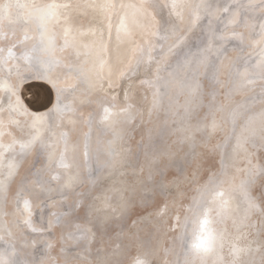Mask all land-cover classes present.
<instances>
[{
  "label": "bare ground",
  "instance_id": "bare-ground-1",
  "mask_svg": "<svg viewBox=\"0 0 264 264\" xmlns=\"http://www.w3.org/2000/svg\"><path fill=\"white\" fill-rule=\"evenodd\" d=\"M231 1H234L235 4L227 9V5ZM238 1L239 0H203V2L212 5L214 11L210 15H202L201 19L193 25V17L190 8L180 7V5L195 4L201 2V0H0V5L4 3H23L32 6H42L49 3H56L68 6L61 9V15L58 21H52L48 25L49 30L46 33V36H54L56 41L55 52L51 55L46 53L41 46L40 32L38 31L36 21L26 20L25 22H21L17 20V12L15 9H12L8 15L0 16V85H3V87H0V180L7 181V179L12 176L9 188L11 184H15V186H12L14 188L13 191H11V194L8 195L10 196L9 199L17 188L23 184L24 179H26L25 182L28 186V190L25 194L24 200H29L32 205L34 202L37 203L43 197L42 195L51 190L56 189L65 191L76 185L79 176H77V180L75 177L76 174H78L77 172H79L81 180L84 182V186L81 187V190H84L83 195H89L88 199H86L85 205L86 215H90L91 210H93L95 206V202L92 200L94 195L92 196V194L100 191L103 192L102 182L108 176L112 179V184H110V186H113V192L105 191L102 193L103 200L107 207L101 212L94 214L96 217L93 216L94 218H100L101 220V217L108 216L112 214L113 211H117V209L119 212V210L125 208L129 201L125 192L126 189L132 187V191H135L137 189L136 186L140 187L141 185L139 180L140 168L146 167L147 169H150L152 167L151 170H160L162 174V171L166 166L162 165L160 157H164L166 160L165 162L166 164L168 163V165L174 164L175 166V164L179 162L183 165L185 162L183 160H186L184 154L189 157L190 148H192L190 145L193 146V144L196 143V157L191 168L193 173H188V167H186V169L182 170V173L179 176L167 174H165V176L164 173L162 176L160 174L161 177L159 180L165 186L168 193V198L164 200V205L160 209L153 208L147 210L142 215L130 221L133 230H127L124 234V245L127 247H125L124 252L123 250L122 252L125 253V256L127 255V258L121 264H132V261L138 256L147 259L150 264H174V253L171 250V245L169 244L167 251L166 249L164 250L163 245L166 238L170 240V243L178 242L179 238H181V228L176 220L171 222V226H175V229H173L172 232L167 233L166 231L169 229L166 230L163 227L164 225L166 226V224L167 226H170L168 222L170 217L176 219V217L179 216L180 222H183L184 214L182 215V213H178L177 211V207L180 205L182 198L187 194L188 190L189 192L191 191V193L195 192L194 190L199 185V180L205 169L207 173H215V170L219 169V166H222L220 180L229 182L222 186H214V192L221 190L224 191L225 198L229 201L228 217L223 219L219 225L225 235V243L221 250V256L224 260H231L233 258L231 249L233 245H236L242 249L239 255L241 264H264V216L258 212H254L250 214L246 220L241 222L246 204L243 201L242 194L237 190V186L243 179L242 177L246 171L248 172V170L254 166H264V160L262 158V156H264V149H258L260 148L258 144H256L254 148L251 145H246L248 153L250 154L248 158L252 160V165L248 164L247 159L245 158V153H237L234 151L236 144L234 137L229 138L230 140L228 139V143L224 146L225 148L222 155H220L222 159L221 164L217 149V144H220L223 140L221 138L225 137L226 131L230 127V109L228 110L226 106L228 104L224 105V101L226 97H228V84L226 82L228 81L229 69L235 66L234 62L237 58L238 52L237 47L230 44L231 41L240 42L241 40H244L248 43H246L248 45V50H246V53H248L246 57H248V61L251 62L249 66L251 68H247V66L245 68L243 67V69L240 68L239 70L240 73L246 72L247 75H238L236 77V83L242 85V87L237 88L231 93L232 95L240 91V94L234 99L232 98V104L230 103V105H232L231 108H233L232 111L236 110L238 113L241 112L244 106H248V103L249 101L251 102V100L247 99L248 97H246V94H249V91L253 90V87H257V85L258 87L261 85L260 87L263 88L264 83V69L260 66L261 61L264 60V54H262V51H264V33H262L260 29V25L264 24V9L259 6L260 0H245L246 4L254 7L257 6V8L255 9L254 7H251L248 9L249 11L247 10L244 18L245 22L243 20L244 23L235 27L234 23L240 17V9L236 8ZM156 2L160 4V9ZM174 2L177 4L175 9L172 8ZM103 4H108L110 6L116 4L118 7L121 5L125 7L126 15L125 13H121V16L127 20L130 27L135 29L131 37V40L135 41V43H129L124 39H118L115 30H113L111 34L109 33L111 7H109L107 11H104L100 7ZM133 5H145L149 15H147V17L141 16L136 8L130 7ZM225 10L227 12L222 16V13ZM257 10H259V12ZM177 12L182 14V20L177 17ZM258 14L261 16L258 17ZM21 15L26 16L27 10H25L24 13H21ZM167 16H170L169 21L166 20ZM188 16L189 23L185 32L183 31L184 34L181 36L183 37V40L180 46L176 47L170 54H167L168 49L177 43L176 39L180 32L178 31V28L183 29ZM225 16H227L226 18L229 21V25L226 27L223 34L221 32L219 33V36L223 35L227 38L225 54L227 53L228 55L227 57L224 55L220 59L215 60L217 61L216 66L219 68V83L209 77V75H213V73H209L206 81L201 83V80L199 82L200 77H197V68L194 66L196 70H193L192 67L195 63L192 62L196 57H199L203 47L206 48L211 44L214 37L213 33L215 31V26L218 20L220 19V21H222ZM172 19L176 22L175 25L172 23ZM210 20L211 24H209ZM252 24H254V28L250 32L249 27ZM204 25H207L208 31L210 30L208 35L203 36L204 38L201 37L202 40L198 38L195 43L192 44L191 48L186 49L187 46H190L191 40L194 39V37H198V32H200L199 29ZM66 32L67 36H65ZM101 32L103 33V49L100 48ZM253 32L256 34L253 35ZM153 33L158 35H153ZM160 34H165L164 36L168 37V44L162 49V51H160V54L157 57H154L153 51L152 59L149 60V49L153 45H155L156 49V46L160 44L158 40ZM233 34L236 35L234 36ZM25 37H27V39H25ZM65 39L69 42L68 47H64ZM228 47L232 48L228 49ZM175 52H177V55H173ZM26 56L32 57V59H26ZM161 56H165V59L160 60ZM173 58H175V60H172ZM49 59L59 60V63L51 66L50 71H48V65L46 63ZM100 60H103L105 64L109 66L119 65L122 69H127V71L123 75L119 72L116 73L115 82L109 87L107 80L108 68L105 67L104 69H101ZM158 60L160 61L159 64H157ZM178 60H182L183 62H178ZM245 62L246 61H244V63ZM178 63L184 64L180 67ZM157 67L160 69L159 75H156ZM69 68L72 70L70 71ZM79 70H83L87 74V80L79 75ZM137 70H139L138 74ZM27 71L31 72L30 77H28L30 83H45L52 88L54 96L46 108L36 110L25 101L22 95V90L25 88V83L27 82ZM46 71L48 72V75L57 80L60 86L64 89L60 95L61 106L63 107L64 105H67L68 107L62 113L54 110L57 104L56 89H54L46 80L35 78L38 73ZM101 71H103L104 74L103 89L97 86L96 81V74ZM179 72H183V76L186 78L178 77L176 79L179 86H182V82L184 81L183 84L186 82L188 86L185 85L189 88L193 83V77H195V80L199 84L201 83L200 99L205 103V111L207 112V116H205L206 114L203 115L200 111L197 118L190 122L185 119L184 112L178 113L179 116L183 115L184 117L181 118L183 119V129L195 126L198 123L202 126L205 124L211 125L212 121L215 120L217 127L214 132L208 128L197 132L195 138L192 140L185 139L187 133L184 130H177L175 125L169 122V107L167 104L170 102L176 103L175 98L170 94H166L165 101L161 104L160 109L157 110L158 118L155 123L152 124V127H150L147 122V113L140 106L141 104L129 97L130 90H139V92L140 89L144 90L149 99V106L147 109H151L156 82H160L159 84L163 88H170L169 86H171V84L168 80L176 78L177 75L179 76L180 74H177ZM202 72L203 70L201 69L199 73L201 74ZM155 75L158 76V78H156ZM146 81L150 83H146ZM249 81H251V83H249ZM16 85H19V87L16 88ZM73 88L75 89L74 91ZM215 90L218 94L219 92L223 93V95L226 96L225 99L222 100L221 97H218L219 95L215 93ZM207 92L210 93L209 97H206ZM17 94L20 96L29 112L49 114L44 117V123L39 126L40 131L37 143L40 150L37 153H28L26 149H24L25 154L23 153L24 158L29 157L32 160L33 158L41 159L40 164L36 167L32 163L22 166L24 162L22 163L19 162V160H16L17 155H19V152L17 151H23L20 145L26 143L29 136H31V138L37 136V131L33 128L32 119L29 116L22 114L9 115V106L15 105ZM214 96L216 97L215 100H213ZM184 97L185 99L182 102L183 107L190 99L189 95ZM162 98H164V95ZM105 100L107 103H104ZM221 105H223L222 109ZM249 107L251 109L246 113L245 117L253 118L251 128L255 130L257 136H259V113L264 111V103L260 102L255 105L253 103V105H250ZM104 108H109L112 110V113H114L110 123L105 122L102 119ZM215 108L219 110L222 120L217 118L213 113V111L216 110ZM179 116L178 118H180ZM245 117L237 118L240 121L237 126V133L240 132L241 128L248 121L247 119L246 122H244ZM96 120L99 122L97 125L95 124ZM165 121H168L169 124L163 132L159 133L157 128ZM49 123L52 125L54 124L53 132L48 131ZM103 128L106 132L101 133ZM92 130H97V134L94 135ZM86 133L89 134L88 153L91 146H96L97 148H95L98 151L97 153L100 154V158L103 157L108 162L106 169L101 172L98 180L99 183H97L95 188L91 191L90 189L94 184L88 181L89 179L86 174V161L88 160V158L86 159L85 157ZM101 138L102 140L97 145V142ZM93 139L95 140L92 141ZM227 141H225V143ZM110 145L115 149L114 155L109 153L108 149ZM5 151L11 152L5 153ZM13 154H15L16 157ZM61 156H63V159L65 158V161L67 162H65V164H67L68 167L65 168L60 166ZM207 157H210V161L206 164ZM156 159L158 160L155 161ZM53 161L56 162L54 172L56 171L59 174L58 179H53L55 176L54 174H51L53 179L52 189L47 185L38 189L35 182L41 181L42 177L46 174L47 176H50L46 168H48L49 164ZM73 163L74 166H72ZM256 168L255 171L257 170ZM34 169L35 171H33ZM9 173H11V175H9ZM207 175L205 177H207ZM263 177L264 174L262 173L254 176V180L249 188L252 192L251 195L256 198V202H258L261 207H264V180L261 181ZM244 178L247 177L244 175ZM148 179H146L148 182L144 181L146 186L155 185L157 182V179L155 178L152 180H150L151 178ZM41 184L43 185V182ZM67 184L70 186L66 187ZM259 184H261V186H259L261 187V191L259 190L260 193L255 191L256 186V189H260L258 187ZM113 193L115 197H117V200H115L116 202L110 199L112 198ZM69 194L65 195L67 198L66 202H69L72 198ZM187 196L184 204H186V202L188 204V200L191 198L190 193ZM205 199L210 203L212 196L208 194ZM130 200L131 203L134 202L131 198ZM49 207L51 213L50 216H48V225L52 228L55 224L52 212L60 209V205L57 201H53ZM0 209H2V206ZM8 214L9 212H7V215ZM11 215L12 212L9 214V218L11 217L10 221H12ZM76 218L81 220L84 217L82 214V216L80 215ZM94 218L87 220L90 226L94 225ZM0 220H2L1 216ZM252 225L253 231L247 233L244 229L246 227L249 228V226ZM102 226L101 228H103ZM6 228H8V226H6ZM29 228H33L32 224ZM9 229L10 228H8V230ZM3 232L0 229V250H3L7 246H4L3 244L4 242L7 244L6 241L2 240L4 236L2 234ZM16 232V229H14L13 233ZM9 233L12 235V231ZM144 233L145 237H148L147 239L145 238V240L149 241L145 246L142 244V239L140 237L138 238L139 235H144ZM20 234L21 233H19V235ZM17 237L18 236H16V238ZM131 238L136 241L132 243V240L130 241ZM154 238L155 240L151 242ZM71 240L72 239L68 238V233H62L63 244L59 245V247L56 246V248H53L54 241H46L45 253L43 257L38 260V264H56L59 253L63 259H61L60 264H66V262H64L66 261V258L73 257L67 255L65 251L60 250L64 249L65 245L69 244ZM116 240L117 244H115V249L118 245L117 237ZM17 244H20L19 253H21V256L27 255V257L31 258V249L33 247H31V243L24 236L20 239V243ZM49 245H51V247H49ZM133 245L135 246V249L133 248L134 250L129 252L128 249H131ZM143 246L147 247L144 248ZM13 247L16 248L15 246ZM106 250V248L99 249L98 251L94 249L93 255L91 256L93 261L105 260L108 264H111V259L107 255ZM110 252L113 253V251ZM177 254L179 255V253ZM184 258L185 256L183 254L180 264H182ZM32 264L36 263L32 262ZM67 264L72 263L68 262ZM209 264H211V260Z\"/></svg>",
  "mask_w": 264,
  "mask_h": 264
},
{
  "label": "rangeland",
  "instance_id": "rangeland-1",
  "mask_svg": "<svg viewBox=\"0 0 264 264\" xmlns=\"http://www.w3.org/2000/svg\"><path fill=\"white\" fill-rule=\"evenodd\" d=\"M234 4H235V2L234 1H231L227 5V9H229L230 7H232ZM238 4L249 5V4H246L245 3V0H242V1L239 0L238 1ZM158 7L160 9V4H158ZM252 7H254V6H252ZM250 8H240V17L237 19L238 21L236 20L237 23L236 22L234 23V26L235 27L238 26V25H241V23H244L245 22V19L244 18L246 16L247 10L250 9ZM254 8L256 9L257 6H255ZM161 10H162V8H161ZM257 11L259 12V10H257ZM226 12L227 11L225 10L222 13V16H224L226 14ZM252 16H253V14H252ZM257 16L260 17L261 15L258 14ZM226 17L227 16H225L222 19V21H220V19L218 20V22H217V24L215 26V29L213 28L215 30L214 33H213L214 36H219V33L220 32L223 34L224 30H226V27L229 25V21H228V19ZM169 18H170V16L169 17L167 16V19L166 18H164V19H166V20L169 21ZM243 20H244V22H243ZM168 21H167V23H168ZM172 23L174 25L176 24V22H174L173 19H172ZM188 23H189V16L187 18L186 24L185 25L183 24L184 25L183 29L182 28L181 29L178 28V31H180V32L178 33V36H177V39L176 40H178L184 34L183 31L185 32V30H186V28L188 26ZM253 26H254V24H252L249 27V31L250 32L253 30V28H254ZM164 29H166V28H164ZM203 29L204 30L206 29V30L204 31ZM199 31L200 32H198V34H199L198 37H194V39H192L191 42H190L191 43L190 46H187L186 49L191 48L192 47V44H194L195 41L198 38L200 40H202L201 37L207 36L210 30L208 31L207 30V25H204V26H202L199 29ZM164 35L165 34H160L158 37H164ZM158 40H159V42H160L161 45L158 44L156 46V49L153 52L154 53V57H157L160 54V51H162V49L168 44L167 43V39L166 40H161V39L158 38ZM246 43L247 42H245L244 40H241L240 42L239 41H231L230 42V44L233 45L234 47H237V50H238V52H237V58L235 60L236 63L234 62L235 68L237 67L236 69H238V66H239V69L238 70H240V68L243 69V67L245 68L247 66H248L247 68H251V67H249L250 64H251V62L248 61V59H247L248 57H246L247 56V53H248V52L246 53V50H248V45H247L248 43L247 44ZM224 47H225V45H224ZM204 48L205 47H203V49ZM229 48H232V47H228V49ZM239 50H241V51H239ZM177 52H175V54H173V55H177ZM214 55H215V53H214ZM227 55L228 54L226 53L225 54V57H227ZM196 59H197V57H196ZM172 60H175V58H173ZM244 61H246V62L244 63ZM178 62H183V61L182 60H178ZM214 63L217 64V61H214ZM178 64L181 67L184 63H178ZM236 65H238V66H236ZM194 66L196 67V65H193L192 66L193 67V70H196ZM27 72H26V81L27 82L25 83V88L22 90V95H23L25 101L32 108H34L36 110L46 108L50 104V102L52 101L53 96H54L52 88L49 85L45 84V83H40V82H38V83H30L29 82L30 79L28 77H30V73L31 72L30 71H27ZM138 73H139V70H137V74ZM177 74H180V75L179 76L177 75V77L174 78V79H171V80L169 79L168 80V82L171 84V86H169L170 88H168V87H164L163 88L162 86H160V84H159L160 82H158V83L156 82L155 89H157V88L160 89V94H161L160 95V101H161V104L163 103V101H165L164 99L166 98V94H170L171 96H173V98H175L176 103H171L170 102V103L167 104L168 107H169L168 108L169 117H170V121L169 122L170 123H173L175 125V128L177 130H183V125H182V120L183 119H181V118H184V117H183V115H180L179 116L177 113L184 112V107L182 106L183 105L182 102L185 99L184 96H186V97L188 96V91H187L188 90L187 89L188 88L187 87L188 85H187L186 82H185V84L187 86L185 84H183L184 83V81H183L182 82V86L181 85L179 86L178 85V82H176V79L178 77H180V78L181 77H184L183 76L184 73L183 72H179ZM156 75H155V77L158 78V76H156ZM198 75H197V77L198 78L200 77L199 78V82L201 80V83L202 82L204 83L206 81V78L207 77H205V75L203 74V72L201 74L198 73ZM211 76L212 75H209L210 78H211ZM170 81H172V82H170ZM226 83L228 84V81ZM260 86L261 85H259V87H258V85H257V87H253V90H250L249 91V94L248 93L246 94V97H248L247 99L251 100V102L249 101L248 106L246 105V106H244L242 108L243 111H246L247 108H248V110L246 112H243L242 110H241V112H238L237 116L238 115L239 116L236 117V119H235L236 132L238 130L237 129L238 128L237 126L239 125V122H240L237 118L245 117L246 113L251 109L249 107L250 105L252 106L253 103H254V105L255 104H259L262 100H264V83H263V88H261ZM239 92L240 91L236 92L237 94L236 93L235 94H232L231 97L228 98L225 95H223V93H221V92H219V94H218L217 91L215 90V93H217L219 95L218 97H221L222 100H224L225 97H226L227 100L225 99L224 105L228 104L226 106H227L228 110L230 109L229 110L230 111V114L232 113L231 111L233 109V108H231L232 105H230V103L232 101V98L234 99L238 94H240ZM183 94H184V96H183ZM163 95H164V98H162ZM209 96H210V93L207 92L206 93V97H209ZM222 96H224V97H222ZM129 97L132 98V99H134L135 101H138L141 104L140 106L147 113V116H148V121L147 122H148L149 126L152 127V124L155 123V121L158 118V112L156 110V111H154L151 114V116L149 115L150 109H147V107L149 106L148 105L149 99L146 96L145 91L144 90H141V89H140V92H139V90H137V91L136 90H130V96ZM198 110H199L198 111V114H200V111H201V114H203V115L206 114L205 116H207V112L205 111V103H203L202 107L199 108ZM213 113L216 115L217 118H219V119L222 120L221 114H219L220 112H219L218 109H216L215 111H213ZM240 113H242V114H240ZM230 114H229L230 127L227 129L226 134H225V137L221 138L223 140L220 142V144L219 143L217 144V149H218V152H219V156L222 155V152H223V150L225 148L224 146H226V144L230 140L229 139L230 138V134L229 133L232 130L231 125L233 126V123H232L233 118H232V115H230ZM178 116L180 118H178ZM247 119H248V117H245L244 118V122H246ZM165 122L161 123L158 126L157 130H158L159 133L160 132H163L164 129H166L167 125L169 124L168 121H165ZM98 123L99 122L96 120L95 121V124L97 125ZM101 131H102L101 133L106 132L104 130V128ZM92 133L94 135H96L97 134V130L96 131L95 130H92ZM164 134H163V136H164ZM133 135H135V134H133ZM30 138H31V136H29L28 140H30ZM144 139H145V137H144ZM94 140L95 139H93L92 141H94ZM101 140H102V138L97 142V145H98V143ZM27 141H26V143H27ZM225 141H227V142L225 143ZM191 144H193V143H191ZM257 144L260 147L258 149H261L262 147L260 146L259 142H257ZM190 146L192 148H190L189 157H187V155L184 154V156L186 157V160H183V161L186 162V163L184 162V164H185V165L183 164L184 166L181 165L180 162L177 163V164H175V166H174V164L168 165V163L166 164V162H165L166 161L165 158L164 157H160V162H162V165L163 166H166V168L162 171L164 173V175L167 174V175H176V176H179L182 173V170L186 169V167H188V169H187L188 173H193V170L191 168H192L194 159L196 157V143H194L193 146L192 145H190ZM95 147L94 146L93 147L91 146V149L89 151V157H88V160L86 161V174H87L88 179H89L88 181L90 183L92 182V184H94L92 186V188L90 189V191L93 188H95V186H96L97 183H99L98 180L100 178L101 172L103 170H105L106 167L108 166L107 160L105 158H103V157L100 158V154L97 153L98 152L97 149H96L97 147L96 148ZM191 149H192V151H191ZM262 149H264V148H262ZM39 150H40V147H38V143L35 144L33 147L26 149V151L28 153H33V152L34 153H37ZM6 152L7 153H10L11 151H9V152L8 151H5V153ZM17 152H19V155H17V157H16L15 154H13V155H15L16 160H19V162H22V163L24 162L22 166L29 165V164L32 163L36 167L41 162V159H35V158H33V160H32L29 157H25L24 158V154H25V151L24 150L23 151H19L18 150ZM215 156H217V155H215ZM19 157H21V158H19ZM262 158L264 160V156H262ZM220 159H221V156H220ZM72 160H73V158H72ZM157 160L158 159H156L155 161H157ZM63 161H64V163L66 162L65 161V158L63 159ZM209 161H210V157L206 160L205 163L207 164ZM221 161H222V159L220 160V164H221ZM50 164H49V166H50ZM49 166L46 169L48 170L47 172H48V174L50 176H47V174H46V175H44V177H42L41 181L35 182V184L38 187V189L39 188L41 189L42 187H44V185H47L48 187H50L52 189V187H53V183H52L53 182V179L51 177V174H54L55 177H59V174L56 171L54 172L55 168H52L53 170L51 169L52 172L49 171ZM140 169H141L140 170V173H139V180L141 182L140 187L139 186H136L137 189L135 191H132V187L126 189L125 192L127 194V198L129 199V201L127 202V205L125 206V208H123V210L121 209L122 211L119 210V212H118V209H117V211L116 210L113 211L112 214H110L108 216H104L105 219H104V217H101L102 218L101 220H100V218L99 219L94 218V217H96V216H94V214H96L97 212H101L103 209H105L107 207L105 201L103 200V194L102 193L105 192V191H107V192H111L112 191L113 192V186H110V184H112V179L109 178L108 176L102 182L103 183V190H102L103 192L100 191L98 193L92 194V196L94 195L92 197V200H94L95 206H94V209L91 210L90 215H86V205H85V203H86V199H88L89 195L88 194L87 195H83L84 190H81L82 189L81 187L84 186V182H83V180H81V175H78L79 176L78 177V181H77L78 183L76 185H74L73 187H71V188H69V189H67L65 191H60V190H56V189L55 190H51L50 192L42 195L43 197L37 202L38 204L35 203V202L32 203L31 224H32V227L33 228H36L38 230L36 232H33L32 231V228H29V227L23 225V219L24 218L20 215V212L17 210V200L19 199V205L22 208L23 207L22 202H23L24 197H25V194H26V192L28 190V186H27V184L25 182L26 179H24L23 184H21V186H19V188H17V190L12 194V196L10 198L11 200L9 199L10 196H8V198H7L8 200L7 201H5L2 197H0V207L2 206V209H3V210L0 209V216L2 217V220H0V222L2 224V225L0 224V229H1L2 232L4 231L2 233L4 235L3 236L4 239L2 238V240H4V241L7 242V244L5 242L3 243L4 246L9 245V244H12L13 246H15L16 247L15 249H16L17 253L20 255L19 258L22 259L23 261H25L26 264H29V263L32 264V262L33 263L35 262L36 264H38V260L41 257H43V255L45 253V243H46V241H54L55 243H54L53 248H56V246L59 247V245L63 244V242H62V233L64 234V233H70L71 232V233H74V234H77L78 235V233H77V225L79 224L82 227H85L86 226V227H88V228L91 229V232L89 233V236H91L92 238H91L90 241L88 239H79V240L78 239H72L69 244H66L64 249H68V251H65V253L67 255H70V257H73V258H66V261H64V262H66V264L68 262L72 263L74 261L79 262V261L82 260V257H86L88 259H91L92 258L91 256L93 255V252H94L93 250L95 249V250L98 251L99 249H102V248L103 249H105V248L107 249L106 250V253L109 256V258L111 259V262H112L111 264H121L127 258V255L125 256V253H123L125 247H127V246L124 245V243H125L124 242L125 241L124 234H125V232L127 230H131L133 228V227H131L132 224H130V221L131 220H134L136 217L142 215L147 210H150V209H153V208L154 209H160L164 205V200L166 198H168V193H167V191L165 189V186L159 180L160 177H161V175L163 176V173L161 174L160 170H156V171L151 170L152 167L150 169L149 168L147 169L146 167H142ZM256 169L257 170L255 171V173H256L255 176H257L258 174L261 173V172L259 173V170H258L259 167H257ZM33 171H35V169ZM215 171H216L215 173H211V172H208L207 173V171L205 169V171L203 172V174H202V176H201V178L199 180V183H198L199 185L194 190L195 192H192L191 193V191L189 192V190H188L187 191V194L182 198V201L180 202V205L177 207L178 213H182V215L184 214V216L187 214V209L192 205L193 198L194 197L195 198L196 197L197 198H200L201 192L205 188L204 186L210 185V184L213 185V186H216V185L222 186V185H225V183H229V182H224V181L220 180L221 179V175H220L221 173L220 172L222 171V166H219V169H217ZM78 174H80V173L78 172ZM146 175H147V177H146ZM206 175H207V177H205ZM244 175H245V177L248 178V172L247 171H246V173ZM244 175H243L242 178L243 179H247V178H244ZM36 178H37V176H36ZM148 178H151L150 180H152L153 178H155V179H157V182L158 183L156 182L155 185L146 186L144 181H147L146 179H148ZM263 180H264V177L262 178L261 181H263ZM42 182H43V185L41 184ZM143 183H144V185H143ZM13 185L15 186V184H11L10 185V188L11 189L9 190V195L11 194V191H13V188H14V187H12ZM259 186H261V184H259L258 187ZM138 187H139V189H138ZM256 187H255V191L260 193L261 187H259L260 189H258V188L256 189ZM249 188H250V185L248 187V191H249V195L251 197L252 196L251 195L252 192L249 190ZM68 191L70 192V194H69ZM43 192H45V191H43ZM18 193H21V195L19 197L17 196ZM114 193H113L112 198H110V199H112V200L115 201V200H117V197H115ZM189 193H190V197H191V198H189L190 200H188L189 203L187 204V202H186V204H184L185 201H186V199H187V197H188L187 195ZM67 194H69V195L72 196V198L70 199L69 202H66V199L67 198H66L65 195H67ZM134 194H135V196H134ZM207 195L208 194H206L205 197ZM63 196H65V197H63ZM119 197H120V194H119ZM252 197H253L252 199L256 202L257 201L256 198L254 196H252ZM261 197H262V194H261ZM130 198L132 199V201L134 200L133 203L130 202L131 201ZM55 200L60 205L59 208L60 209L62 208V209L61 210L60 209H57L55 212H52L54 219H55L54 214H56V213H60V214H64V215H63V219H62L61 223L59 225L54 224V226L51 228L48 225L49 224L48 223V216H50V213H51V209H50L49 205H51V203L53 201L56 202ZM101 201L103 202V204H102ZM263 201H264V193H263ZM256 203L258 204V202H256ZM128 207H129V210H128ZM69 209H71V212L70 213L68 212ZM7 212H9V214H11V212H12V215L11 216H12V221L13 222L10 221L11 217L9 218V214L7 215ZM81 212H82L84 218H82L81 220H79V218H76V217H78L80 215L82 216ZM65 213H67V214H65ZM79 213H80V215H79ZM111 216H113V217H111ZM93 218L95 219V221L96 220L97 221L96 222L94 221V225L90 226L88 224V221L87 220L93 219ZM175 220L177 221V219H174V218L170 217V219L168 221L169 224H170V226H167V224H166V226L164 225L163 228H165L166 230L169 229L168 231H166L167 233L168 232L170 233V232L173 231V229H175V226L174 225L171 226V222L172 221H175ZM18 221L23 226H18V223H17ZM10 222H11V224H10ZM6 226H8V228H10V229L8 230V228H6ZM101 226L103 228L104 227L105 228L103 229V228H101ZM11 228H12V230H11ZM19 228H20V231L21 232L19 231ZM249 228H251V229H249ZM249 228L246 227L244 230L247 233H251L253 231V225L252 226H249ZM14 229H16V231H17L16 233H13L14 232ZM10 231H12V235L9 233ZM19 233H21V234L19 235ZM167 233H166V235H167ZM16 236H18V237L16 238ZM20 236H21V238H20ZM23 236L31 243V245H32L31 247H33L31 249V252H32L31 258L30 257H27V255L21 256V253H19L20 252L19 251L20 250V248H19V245L20 244L18 245L17 243H20V239H22ZM115 236L118 239V245H119V246L118 245L116 246V249H115V244H117V240H116V237ZM139 237L142 239L143 242L142 241L141 242H142V244L144 246L147 243H149V241L145 240V238H146L145 237V233H144V235L143 234L139 235L138 238ZM37 238H38V240H37ZM60 238H61V242H60ZM131 240H132V238L130 239V241ZM154 240H155V238L152 239L151 242H153ZM135 241L136 240L133 239L132 240V243H134ZM8 242H9V244H8ZM180 242H181V238H179V241L176 242V243L175 242H171L170 243V240L168 238H166L165 241H164V245H163L164 250L166 249V251H167V249L169 247V244L171 245V250L174 253V264H177V262H181V259H182L183 254H184V250L182 249V246H181V243ZM89 246H90V249H91L90 252L88 251ZM146 247H144V248H146ZM129 248H130V246H129ZM133 248L135 249V246L134 245L132 246L131 249H128L129 252H132L134 250ZM122 250H123V252H122ZM60 251H62V250H60ZM110 251H113V253L110 252ZM120 252H121V254H120ZM177 253H179V255ZM59 254L57 256L56 264H60L61 263V259L62 258H61V255H59ZM34 257H36L38 259H34ZM91 260H93V258ZM113 260H114V262H113Z\"/></svg>",
  "mask_w": 264,
  "mask_h": 264
},
{
  "label": "snow or ice",
  "instance_id": "snow-or-ice-1",
  "mask_svg": "<svg viewBox=\"0 0 264 264\" xmlns=\"http://www.w3.org/2000/svg\"><path fill=\"white\" fill-rule=\"evenodd\" d=\"M262 9H264V0H260V5ZM68 7L67 5H61L56 3H49L47 5L42 6H32L28 4L23 3H4L0 5V16L8 15L10 14L12 9H15L17 12L16 19L25 22L26 20H34L37 22L38 31L40 32V43L43 48V50L51 55L55 52L56 49V41L54 36H46V33L48 32V25L52 21H58L60 15H61V9ZM104 11H107L109 7H111V16L109 17V33L113 30H115L117 38L118 39H124L128 41L129 43H135V41L131 40V37L133 35V32L135 31L134 28L130 27L127 20L121 16V13H125L126 15V9L124 6H117L116 4H112L111 6L108 4H103L100 6ZM137 9V12L144 17H147L149 13L147 12L145 5L140 6H130ZM177 7V4L174 2L172 4V8L175 9ZM180 7H188L191 10V15L193 17L192 23L193 25L196 24L197 21L201 19L202 15H210L213 13L214 9L212 5L207 4L201 0L199 3L195 4H189V5H180ZM252 5H242L237 4L236 8H250ZM25 10H27V15L23 16L21 13H24ZM218 10V9H217ZM227 10V9H226ZM177 17L181 20L183 19V16L180 12L176 13ZM209 24H211V20L209 21ZM261 32L264 33V24L260 25ZM256 33L253 32V35ZM153 35H158L156 33H153ZM234 36L236 34H233ZM65 36H67V32L65 33ZM103 33L101 32V40H100V48L103 49ZM161 40H166L168 37H158ZM27 39V37H25ZM183 40V37L179 38L177 40V43L171 46L168 49V53L170 54L176 47H179L181 42ZM227 38L223 35L220 36H214L212 43L202 50V52L199 54V57L195 59L192 63H195L197 68V73L202 69L203 74L207 77L209 73H213L211 76V79L215 80L217 83H219L218 80V73L219 68L214 63L215 60L220 59L225 55L226 49L224 45L226 44ZM69 42L67 39H65L64 47H68ZM155 49V45H153L149 49V60L152 59V52ZM215 53V55H214ZM11 54V53H10ZM166 54V55H167ZM262 54H264V51H262ZM26 59L31 60L32 57H25ZM165 56H161L160 60H164ZM159 60L157 61V64H159ZM48 65V71L51 70V66L53 64L59 63V60L56 59H49L47 62ZM100 66L101 69H104L105 67L108 68V75L107 80L109 83V87L113 85L115 82L116 73H120L123 75L127 69H122L121 66H109L106 65L103 60H100ZM261 68L264 69V60L261 61ZM71 71L72 69L69 68ZM159 67H157L156 72L157 75H159ZM79 75L84 78L88 79L87 74L83 70H79ZM240 76H246L247 73H240L238 69L233 66L229 69L228 72V98L231 97V93L235 91L237 88L242 87V85H238L236 83V77ZM36 79H42L46 80L49 84L52 85L54 89H56L57 92V104L54 108L57 112H63L67 109V105L61 106L60 101V95L64 91V89L60 86L59 82L55 79H53L50 75H48V72L38 73L35 76ZM103 80H104V74L103 71L98 72L96 74V81L97 86L101 89H103ZM146 83H150L147 82ZM251 83V81H249ZM0 87H3V85H0ZM16 88L19 87V85L15 86ZM75 89L73 88V91ZM188 95L190 99L186 102L184 106V116L185 119H187L189 122L193 119L197 118L198 115V109L202 107L203 101L200 99V92H201V86L200 84L195 80V77H193V83L188 88ZM16 94V93H13ZM160 89L157 88L154 91L153 94V101H152V107L150 109L149 115L151 116L152 112L160 109L161 101H160ZM216 97H213V100H215ZM264 103V100L261 101ZM104 103H107L105 100ZM223 108V105H221V109ZM123 111V110H122ZM14 114H22L27 115L32 119L33 128L37 131V136H33L30 140L27 141V143H22L20 145L21 149H28L35 145V143L38 140L39 137V131H40V125L44 123V117L49 115L48 113L44 114H37L29 112L28 108L24 105L23 101L21 100L20 96L16 95V102L15 105L9 106V115ZM178 114V113H177ZM237 111L233 110L231 115L233 118V126L232 130L230 132V138H235L236 144L234 151L239 153L243 152L245 153V158L247 159V162L249 165H252V160L248 158L250 155L248 153L246 145H251L253 148L256 146L257 142H259L260 146L264 148V111L259 113V122H260V134L257 136L255 130L251 128V124L253 121V118L249 117L248 121L245 123V125L241 128L240 132H236V125H235V118L237 116ZM114 113H112V110L109 108H104V115L102 119L105 122H111L112 116ZM207 119V118H205ZM183 122V121H182ZM217 127L216 121L213 120L211 125H200L199 123L195 126H190L186 129H183L187 135L185 139L192 140L195 138V134L201 130H205L210 128L211 131H215ZM48 131L53 132L54 126L49 123L48 125ZM86 140H85V157L86 159L89 157V153L87 151L88 148V139L89 134L86 133ZM109 153L115 154V149L109 146ZM56 166V162L53 161L49 166V171H51L52 168ZM60 166L61 167H68L67 164L63 161V156H61L60 159ZM259 167V171L264 174V166H254L253 168H250L248 170V178L242 179L237 186V190L240 191L242 194L243 201L246 204V207L244 209V215L241 218V222L246 220L248 216L254 212L260 213L262 216H264V207H261L259 204H257L252 197L248 195V187L252 183L254 176H255V168ZM11 175V173H9ZM53 179H58V177H53ZM209 194L212 196L211 202L207 201L205 199V195ZM9 195V184L6 180H0V197H2L5 201H7ZM21 193H18L17 196L19 197ZM17 210L20 212V215L24 217L23 225H27L28 227H31V217H32V205L29 200H24L23 207L21 208L19 205V199L17 200ZM68 212H71V209L68 210ZM229 213V201L225 198V192L224 191H218L214 192V186L213 185H206L204 190L201 192L200 198H193L192 205L187 209V214L184 216L183 222H180V217L177 216V223L181 228V246L184 250V260L182 264H209L211 260V264H241V261L239 260V255L242 249H240L238 246L233 245L231 249L232 253V259L231 260H224L221 256V250L224 247L225 243V235L224 232L220 229L219 225L221 224L222 220L228 217ZM67 214V213H65ZM64 214L56 213L55 221L54 223L56 225H59L63 219ZM18 226H23L18 221ZM33 232L38 231L36 228H32ZM91 232L90 228L82 227L81 225H77V234L74 233H68L69 239H88L91 240V236H89V233ZM51 247V245H49ZM62 251H68V249H62ZM88 251L90 252V246L88 248ZM34 259H38L34 257ZM0 264H26L25 261L19 258L18 253H16L15 248L9 244L7 245L3 250H0ZM72 264H108L105 260H96L93 261L91 259H88L86 257H82V260L77 262L74 261ZM132 264H150V262L147 259L140 258L139 256L136 257ZM177 264H180V262H177Z\"/></svg>",
  "mask_w": 264,
  "mask_h": 264
},
{
  "label": "water",
  "instance_id": "water-1",
  "mask_svg": "<svg viewBox=\"0 0 264 264\" xmlns=\"http://www.w3.org/2000/svg\"><path fill=\"white\" fill-rule=\"evenodd\" d=\"M72 166H74V163L72 164ZM77 173H78V172H77ZM78 175H79V174H76V177H75L76 180H77V176H78ZM11 180H12V176H10V177L7 179V183L10 184ZM76 180H75V181H76ZM71 185H72V184H71ZM67 186H70V185L67 184L66 187H67ZM42 188H43V187H42ZM9 190H10V188H9ZM145 255H146V254H145ZM146 256H147V255H146ZM154 256H155V255H154Z\"/></svg>",
  "mask_w": 264,
  "mask_h": 264
}]
</instances>
